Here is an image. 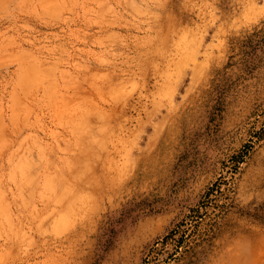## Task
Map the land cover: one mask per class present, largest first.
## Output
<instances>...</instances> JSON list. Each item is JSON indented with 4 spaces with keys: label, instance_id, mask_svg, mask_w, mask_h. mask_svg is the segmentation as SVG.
Returning a JSON list of instances; mask_svg holds the SVG:
<instances>
[{
    "label": "rangeland",
    "instance_id": "374dc122",
    "mask_svg": "<svg viewBox=\"0 0 264 264\" xmlns=\"http://www.w3.org/2000/svg\"><path fill=\"white\" fill-rule=\"evenodd\" d=\"M0 264H264V0H0Z\"/></svg>",
    "mask_w": 264,
    "mask_h": 264
}]
</instances>
